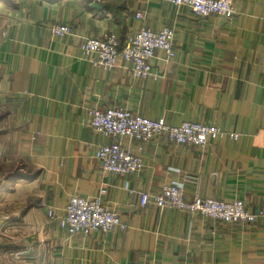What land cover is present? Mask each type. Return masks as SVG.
<instances>
[{
  "label": "crops",
  "instance_id": "crops-1",
  "mask_svg": "<svg viewBox=\"0 0 264 264\" xmlns=\"http://www.w3.org/2000/svg\"><path fill=\"white\" fill-rule=\"evenodd\" d=\"M233 9L224 19L163 0L0 2V264H264L262 217L224 224L141 206L142 193L179 183L188 201L262 207L264 0H233ZM60 25L74 33L54 36ZM144 27L175 32V58L157 51L147 79L122 57L110 72L81 57L88 38L115 35L123 45ZM120 107L225 136L199 147L157 135L142 150L120 138L142 165L133 175L106 173L95 152L112 139L88 126L90 112ZM72 196L99 198L125 229L68 235L47 212L64 216Z\"/></svg>",
  "mask_w": 264,
  "mask_h": 264
},
{
  "label": "built area",
  "instance_id": "built-area-1",
  "mask_svg": "<svg viewBox=\"0 0 264 264\" xmlns=\"http://www.w3.org/2000/svg\"><path fill=\"white\" fill-rule=\"evenodd\" d=\"M163 1L179 7H187L196 16L202 18L231 19L234 15L233 0ZM137 18L143 19L144 15L138 13ZM51 33L62 37L74 32L70 26L60 25L53 26ZM174 38L175 32L170 27L160 31L144 27L128 36L123 45L115 35L88 38L81 45V57L95 67L108 72L117 67L118 60L122 57L135 78L147 79L153 75L151 62L157 51H163L168 60L175 58ZM88 126L106 138L112 139L111 143L97 148L95 157L104 172L119 176L136 174L142 165L141 158L131 149L126 148L120 142V138H129L137 142L142 150L144 145L157 135H162L177 145L199 147H205L210 137L225 136V132L216 126L200 122H184L180 126H171L165 119L152 120L123 107L91 110ZM231 137L238 139L236 134H231ZM103 193H106V190H103ZM150 203L159 208L199 214L224 224L253 223L258 217L264 218V196L262 207L256 214L250 212L241 200L231 203L201 198L188 201L185 198L184 187L179 183L165 185L159 194L142 193L141 206L145 207ZM47 213L48 218L51 221H57L60 229L70 236L77 234L89 236L94 233H109L117 229H125L119 212L104 206L96 197L72 196L66 207V213L62 217H58L53 208H49Z\"/></svg>",
  "mask_w": 264,
  "mask_h": 264
},
{
  "label": "trees",
  "instance_id": "trees-1",
  "mask_svg": "<svg viewBox=\"0 0 264 264\" xmlns=\"http://www.w3.org/2000/svg\"><path fill=\"white\" fill-rule=\"evenodd\" d=\"M3 1V2H6L7 0H0V2ZM16 177V172L13 174V178L15 179Z\"/></svg>",
  "mask_w": 264,
  "mask_h": 264
},
{
  "label": "water",
  "instance_id": "water-1",
  "mask_svg": "<svg viewBox=\"0 0 264 264\" xmlns=\"http://www.w3.org/2000/svg\"><path fill=\"white\" fill-rule=\"evenodd\" d=\"M92 6H94V7H99L98 4H93Z\"/></svg>",
  "mask_w": 264,
  "mask_h": 264
},
{
  "label": "rangeland",
  "instance_id": "rangeland-1",
  "mask_svg": "<svg viewBox=\"0 0 264 264\" xmlns=\"http://www.w3.org/2000/svg\"><path fill=\"white\" fill-rule=\"evenodd\" d=\"M4 36V35H3Z\"/></svg>",
  "mask_w": 264,
  "mask_h": 264
}]
</instances>
